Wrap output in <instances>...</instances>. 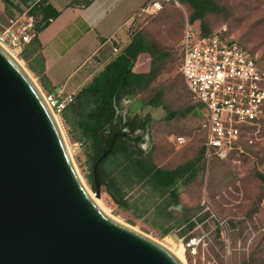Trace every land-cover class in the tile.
Segmentation results:
<instances>
[{
    "label": "rangeland",
    "instance_id": "rangeland-1",
    "mask_svg": "<svg viewBox=\"0 0 264 264\" xmlns=\"http://www.w3.org/2000/svg\"><path fill=\"white\" fill-rule=\"evenodd\" d=\"M216 1L220 10L191 27L202 31L204 24L210 33L226 28L228 37L252 50L264 67V0ZM1 3L0 33L19 15L12 1L5 7ZM191 14L188 5L172 0L161 11L148 7L137 16L131 37L141 34L161 50L152 68L162 67V71L143 93L120 106L122 114L129 104L132 119L145 124L133 137H142L138 146L152 155L158 168L187 166L173 188L178 200L170 193L173 189L163 195L147 182L137 183L134 175L120 172L117 175L126 182L127 207L119 206L105 187L98 198L90 184L93 142L78 128L68 126L62 116L57 117L83 182L112 217L171 251H183L186 264H264V117L247 134L253 144L238 146L232 159L205 161L201 157L204 113L192 100L181 74L180 45ZM22 55L16 56L39 83ZM169 112L175 114L171 119ZM179 137L186 143L180 145ZM190 243L195 245L189 247Z\"/></svg>",
    "mask_w": 264,
    "mask_h": 264
},
{
    "label": "water",
    "instance_id": "water-1",
    "mask_svg": "<svg viewBox=\"0 0 264 264\" xmlns=\"http://www.w3.org/2000/svg\"><path fill=\"white\" fill-rule=\"evenodd\" d=\"M116 138L93 166L98 198ZM0 264H184L97 206L44 92L1 44Z\"/></svg>",
    "mask_w": 264,
    "mask_h": 264
},
{
    "label": "trees",
    "instance_id": "trees-1",
    "mask_svg": "<svg viewBox=\"0 0 264 264\" xmlns=\"http://www.w3.org/2000/svg\"><path fill=\"white\" fill-rule=\"evenodd\" d=\"M177 1L183 5H188L192 9L189 20L190 25L220 10L216 0ZM165 3L168 2H163V4ZM31 14L35 18L37 35L25 47L22 58L29 64L32 72H36L37 67L44 68L43 46L38 34L48 26L49 19L54 17L55 14L52 13L51 9L42 5L39 7L35 6L31 10ZM40 16L41 18H39ZM201 33L203 36L210 34L204 24L202 25ZM241 45L244 46L243 44ZM245 48L248 49L247 47ZM248 50L255 54L252 50ZM160 56L161 50L156 46L149 45L143 35L132 36L131 43L89 86L75 96L74 102L69 104L61 115L68 126L78 128L86 138L93 142L95 151L93 164L99 159L103 151L111 146L117 135L112 152L101 164V175L102 186L109 191L116 203L123 208L127 207L124 201L126 182L117 175V172L127 177L134 175L137 183L147 182L156 191L165 195L175 187L180 177L183 176L184 169L187 168V166L175 170L158 168L153 162L152 155L137 146L142 141V137L139 136L132 140L133 135L138 130L145 128V124L141 123L138 118L132 119L131 116H124L120 112V106L123 102L130 100V98L138 97L140 93H143L148 88L152 80L158 76V73L162 71V67L157 68L155 66V68H152L159 61ZM180 57L182 66L181 53ZM147 60L150 62L149 69L147 71L140 70L139 65ZM155 103L160 105L161 100H157ZM174 116L175 114L169 112L168 119ZM263 117L264 112L257 123L258 126ZM203 132L204 147L201 157L206 161L207 133L205 130ZM242 144H249L246 135L243 136ZM237 150L232 152L229 159L234 157ZM212 160L220 159L214 157ZM90 184L96 192L93 175L90 176ZM170 193H173L174 201L178 200L174 189Z\"/></svg>",
    "mask_w": 264,
    "mask_h": 264
},
{
    "label": "built area",
    "instance_id": "built-area-1",
    "mask_svg": "<svg viewBox=\"0 0 264 264\" xmlns=\"http://www.w3.org/2000/svg\"><path fill=\"white\" fill-rule=\"evenodd\" d=\"M171 1L152 0L148 7L158 12L163 9V2ZM227 33L223 28L203 36L200 30L187 24L180 45L184 82L192 100L204 113L202 129L207 133L208 161L214 157L228 160L239 149L243 136L258 126L264 112V67L257 55ZM36 35L35 18L26 15L10 20L0 33V44L18 56ZM114 52L121 53L119 49ZM45 98L54 114L61 116L75 97L61 99L45 94ZM247 137L252 145V136ZM177 142L183 145L186 140L179 137ZM193 245L190 243L189 247Z\"/></svg>",
    "mask_w": 264,
    "mask_h": 264
},
{
    "label": "crops",
    "instance_id": "crops-1",
    "mask_svg": "<svg viewBox=\"0 0 264 264\" xmlns=\"http://www.w3.org/2000/svg\"><path fill=\"white\" fill-rule=\"evenodd\" d=\"M14 3L15 18L30 16L37 6L51 9L54 17L38 38L43 46L44 68L34 75L44 94L61 99L77 96L131 43L137 16L152 0H0ZM41 18V16L39 17ZM150 62L139 65L147 71ZM125 103H127L125 101ZM129 103V102H128ZM122 115L132 116L128 108ZM126 108V112L124 111Z\"/></svg>",
    "mask_w": 264,
    "mask_h": 264
},
{
    "label": "bare ground",
    "instance_id": "bare-ground-1",
    "mask_svg": "<svg viewBox=\"0 0 264 264\" xmlns=\"http://www.w3.org/2000/svg\"><path fill=\"white\" fill-rule=\"evenodd\" d=\"M5 47V46H4ZM6 49H7V51L15 58V60H17L18 62H19V64L23 67V65H22V63L20 62V60L18 59V57L13 53V51H11L9 48H7V47H5ZM28 73H29V71L25 68V67H23ZM30 74V73H29ZM30 76H31V74H30ZM32 77V76H31ZM33 78V77H32ZM33 80L35 81V79L33 78ZM36 82V81H35ZM37 83V82H36ZM38 84V83H37ZM39 85V84H38ZM40 87V86H39ZM57 117V116H56ZM57 120H58V122H59V119H58V117H57ZM59 124H60V122H59ZM60 126H61V124H60ZM61 129H62V127H61ZM62 131H63V129H62ZM63 135H64V132H63ZM64 137H65V135H64ZM65 140H66V138H65ZM66 143H67V140H66ZM67 147H68V143H67ZM68 150H69V147H68ZM69 152H70V150H69ZM70 155H71V152H70ZM71 158H72V160H73V157H72V155H71ZM76 168V167H75ZM77 170V169H76ZM77 173H78V175H79V177L81 178V180H82V182H83V179H82V177L80 176V174H79V172L77 171ZM83 184L85 185V183L83 182ZM85 187H86V185H85ZM87 188V187H86ZM88 190V189H87ZM89 191V190H88ZM90 193V192H89ZM90 195H91V197L93 198V200L95 201V203L97 204V206L101 209V210H103V208L99 205V202L98 201H96V199H95V197H94V195L93 194H91L90 193ZM98 199V198H97ZM103 212H105L109 217H111L112 219H114V220H116V221H118V222H120L119 220H117L116 218H114V217H112L110 214H108L105 210H103ZM120 223H122V222H120ZM171 251V250H170ZM171 252H173L184 264H186V261H185V258H184V255H183V251H180V252H175V251H171Z\"/></svg>",
    "mask_w": 264,
    "mask_h": 264
},
{
    "label": "flooded vegetation",
    "instance_id": "flooded-vegetation-1",
    "mask_svg": "<svg viewBox=\"0 0 264 264\" xmlns=\"http://www.w3.org/2000/svg\"><path fill=\"white\" fill-rule=\"evenodd\" d=\"M138 137H139V136H138ZM135 138H137V137H133L132 140L135 139ZM139 144H140V143H139ZM139 144H138V145H139ZM138 145H137V146H138Z\"/></svg>",
    "mask_w": 264,
    "mask_h": 264
}]
</instances>
